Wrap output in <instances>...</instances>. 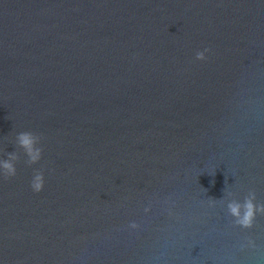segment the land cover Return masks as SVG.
<instances>
[{
	"label": "water",
	"instance_id": "95a60500",
	"mask_svg": "<svg viewBox=\"0 0 264 264\" xmlns=\"http://www.w3.org/2000/svg\"><path fill=\"white\" fill-rule=\"evenodd\" d=\"M11 156L3 264H264V0H0Z\"/></svg>",
	"mask_w": 264,
	"mask_h": 264
},
{
	"label": "clouds",
	"instance_id": "9594fccd",
	"mask_svg": "<svg viewBox=\"0 0 264 264\" xmlns=\"http://www.w3.org/2000/svg\"><path fill=\"white\" fill-rule=\"evenodd\" d=\"M209 49H204L197 52V60H205L206 53ZM38 137L31 132H23L19 135V143L26 150L30 161L36 163L41 159L42 149L37 147ZM15 156H11L9 160H0V173L5 177H14L17 173V169L12 160ZM45 187V176L43 172H35L31 179V188L34 192H41ZM228 212L234 217V223L242 228L249 229L255 224L258 214L264 215V203H258L257 197L254 191H249L244 197L243 202L239 200H232L228 204ZM131 228H138L139 225L136 222H132ZM0 264H3L0 261Z\"/></svg>",
	"mask_w": 264,
	"mask_h": 264
}]
</instances>
